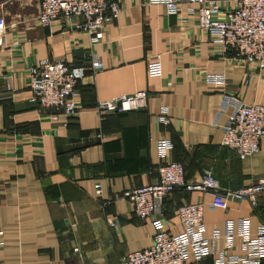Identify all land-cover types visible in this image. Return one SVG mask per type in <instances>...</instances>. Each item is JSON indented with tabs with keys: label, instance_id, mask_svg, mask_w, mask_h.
<instances>
[{
	"label": "crops",
	"instance_id": "0c3cea01",
	"mask_svg": "<svg viewBox=\"0 0 264 264\" xmlns=\"http://www.w3.org/2000/svg\"><path fill=\"white\" fill-rule=\"evenodd\" d=\"M215 1L224 12L235 2ZM118 2L121 13L97 43L61 18L50 28L39 26V0L32 10L33 0L3 3L0 264H118L149 248L151 223L134 216L122 193L155 181L161 138L174 144L170 160L184 164L189 182L210 171L223 189L234 190L264 178V137L258 153L241 161L220 144L227 114H218L224 94L264 106V70L222 56L188 15L195 6L187 1L177 15L148 0ZM156 56L161 74L151 77L146 64ZM44 59L86 69L75 90V118L58 114L53 121L50 111L29 101L28 71ZM94 60L101 64L96 72ZM212 74L223 75L225 86L206 84ZM138 92L147 94L145 109L99 120L97 102ZM159 116L169 123L158 124ZM97 183L102 197L95 195ZM211 200L207 193L177 190L164 203L166 229L181 231L176 211L184 203L204 204L207 234L223 230L226 220L236 232L243 219L252 232L264 224L262 196L256 208L230 200L225 212L209 210Z\"/></svg>",
	"mask_w": 264,
	"mask_h": 264
},
{
	"label": "built area",
	"instance_id": "2783aa9c",
	"mask_svg": "<svg viewBox=\"0 0 264 264\" xmlns=\"http://www.w3.org/2000/svg\"><path fill=\"white\" fill-rule=\"evenodd\" d=\"M183 1L195 6L187 11L188 15L195 16L199 29L210 37V44L219 48L222 56L264 70V0H235L233 8L225 12L221 2L215 0H148L150 4L163 6L167 15H177ZM120 13L118 0H39L36 22L42 28H50L61 18L69 29L82 32L92 43H97L103 38L104 28ZM4 29V19L0 16V32ZM100 68V62L94 60L91 71ZM146 72L151 77L161 74L160 56L146 64ZM28 74L30 102L50 111L53 121L58 114L69 119L76 117L79 107L75 90L85 78V68L44 59L32 66ZM206 84L223 87L226 78L207 75ZM146 98V92L119 96L97 102L94 111L103 121L108 114L145 109ZM218 114H227L221 146L241 161L257 154L264 137V106L246 105L236 96L224 94ZM156 120L161 125L169 123L163 116ZM172 148L170 140L159 139L156 149L161 162L156 168L155 181L122 193L134 216L140 221H150L154 235L149 248L129 253L118 264H264V224L252 232L249 219H243L236 232L233 221L226 220L223 230L213 229L207 234L204 204L184 203L176 211L181 231L173 234L166 229L164 203L177 190L210 194L212 200L208 209L212 211H227L230 200L256 208L259 197L264 198V178L234 190L223 189L210 171L203 172L198 182L187 181L185 166L170 160ZM94 189L95 195L102 197L99 183ZM108 223L113 225L110 219Z\"/></svg>",
	"mask_w": 264,
	"mask_h": 264
},
{
	"label": "rangeland",
	"instance_id": "374dc122",
	"mask_svg": "<svg viewBox=\"0 0 264 264\" xmlns=\"http://www.w3.org/2000/svg\"><path fill=\"white\" fill-rule=\"evenodd\" d=\"M37 0H33V3L30 5V6H28V8L30 9V10H32V8H33V5H34V3L36 2ZM5 2V0H0V15H2V13H3V9L5 8V5L3 4ZM31 3V2H30ZM9 6V5H8Z\"/></svg>",
	"mask_w": 264,
	"mask_h": 264
},
{
	"label": "trees",
	"instance_id": "16d2710c",
	"mask_svg": "<svg viewBox=\"0 0 264 264\" xmlns=\"http://www.w3.org/2000/svg\"><path fill=\"white\" fill-rule=\"evenodd\" d=\"M172 143V142H171ZM172 145H173V148H174V144L172 143ZM173 148H172V151H173ZM172 153V152H171ZM179 163H181V162H179ZM183 164V163H182ZM184 165V164H183ZM158 167V166H157Z\"/></svg>",
	"mask_w": 264,
	"mask_h": 264
}]
</instances>
